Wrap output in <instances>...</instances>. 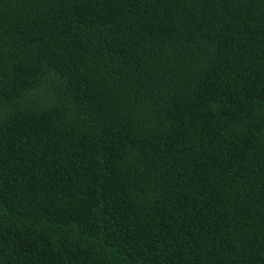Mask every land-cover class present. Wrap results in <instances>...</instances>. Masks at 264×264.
<instances>
[{
    "label": "trees",
    "instance_id": "trees-1",
    "mask_svg": "<svg viewBox=\"0 0 264 264\" xmlns=\"http://www.w3.org/2000/svg\"><path fill=\"white\" fill-rule=\"evenodd\" d=\"M0 264H264V0H0Z\"/></svg>",
    "mask_w": 264,
    "mask_h": 264
}]
</instances>
